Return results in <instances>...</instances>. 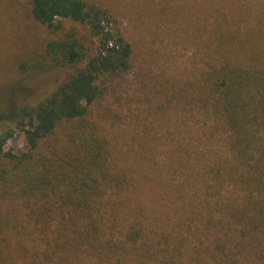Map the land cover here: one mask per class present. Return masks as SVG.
<instances>
[{
    "label": "trees",
    "instance_id": "16d2710c",
    "mask_svg": "<svg viewBox=\"0 0 264 264\" xmlns=\"http://www.w3.org/2000/svg\"><path fill=\"white\" fill-rule=\"evenodd\" d=\"M29 10L50 35L21 60V77H64L38 102L8 108L15 126L0 132V188L23 199L35 221L32 236L45 248L32 252L21 240L8 247L10 222L0 217V264H181L189 250L193 264H264V43L241 41L236 58H228L232 34L219 25L224 58L203 72L195 101L219 120L221 138L227 135L228 154L209 169L219 183L201 188L212 194L213 187L223 216L191 212L195 219L186 221L184 210L176 226L187 233L157 238L131 216L126 195L134 182L112 170L108 139L93 119L113 78L133 65V45L115 9L108 0H30ZM17 130L26 140L20 154L6 148ZM188 178L170 183L171 193ZM199 228L216 230L211 242ZM167 238L173 245L165 248Z\"/></svg>",
    "mask_w": 264,
    "mask_h": 264
},
{
    "label": "rangeland",
    "instance_id": "374dc122",
    "mask_svg": "<svg viewBox=\"0 0 264 264\" xmlns=\"http://www.w3.org/2000/svg\"><path fill=\"white\" fill-rule=\"evenodd\" d=\"M29 1L0 0V132L15 126L7 114L11 104L38 102L64 77L61 72L21 77V60L50 35L31 16ZM108 1L133 45V65L113 78L108 95L93 106V119L108 139L112 170L134 182L126 195L131 216L153 227L157 238L164 232L186 234L187 228L176 226L184 210L190 211L186 221L195 219L191 212L223 216L215 207L213 187L212 194L201 188L217 186L209 169L228 154L219 120L200 112L195 95L203 72L224 58L217 44L220 24L232 34L228 58H236L234 48L241 41L264 43V0ZM6 148L26 151L24 131L17 130ZM187 176L181 192L171 193L170 183L181 184ZM28 211L21 197L0 188V217L10 222L7 246L21 240L33 252L45 247L32 236L35 221ZM215 231L197 234H209L203 238L207 243ZM171 245L167 238L164 247ZM186 256L181 264H193L191 250Z\"/></svg>",
    "mask_w": 264,
    "mask_h": 264
}]
</instances>
